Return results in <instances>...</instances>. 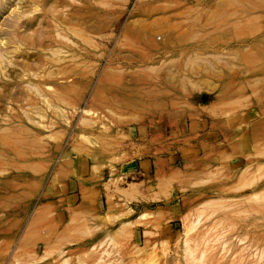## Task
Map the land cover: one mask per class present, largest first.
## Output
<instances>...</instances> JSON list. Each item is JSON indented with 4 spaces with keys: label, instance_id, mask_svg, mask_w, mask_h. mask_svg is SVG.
I'll return each instance as SVG.
<instances>
[{
    "label": "rangeland",
    "instance_id": "obj_1",
    "mask_svg": "<svg viewBox=\"0 0 264 264\" xmlns=\"http://www.w3.org/2000/svg\"><path fill=\"white\" fill-rule=\"evenodd\" d=\"M141 159L105 190L154 205L91 246L58 193ZM30 263L264 264V0H0V264Z\"/></svg>",
    "mask_w": 264,
    "mask_h": 264
},
{
    "label": "crops",
    "instance_id": "obj_2",
    "mask_svg": "<svg viewBox=\"0 0 264 264\" xmlns=\"http://www.w3.org/2000/svg\"><path fill=\"white\" fill-rule=\"evenodd\" d=\"M108 161V158L105 160ZM108 164V163H106ZM113 169V170H112ZM90 171V169L88 170ZM149 173V160H132L128 165H121L112 167L111 169H105L100 171L97 175L91 174L81 180L74 178L65 182V186L58 193L56 204L58 207L63 208L64 212L80 214L86 219L85 230L96 231L90 237L85 238V241L89 242L92 246L103 240L104 232L112 230L111 228L121 224V222L133 223L140 215H144L149 212L151 206L155 202H149L143 200L139 202V197L135 194L132 199H123L120 203L119 196H116L114 192L105 190V186L109 183L108 176L116 174L118 176L135 175L139 182H145ZM106 178V179H104ZM142 188H137L139 192ZM143 199H146L147 194L142 193ZM138 202V203H136ZM124 206L130 208L133 214H137L132 219L122 220L119 216L125 212ZM107 217H113V224L106 225L104 223ZM118 217V218H117ZM97 241V243H96ZM91 242V243H90Z\"/></svg>",
    "mask_w": 264,
    "mask_h": 264
},
{
    "label": "bare ground",
    "instance_id": "obj_3",
    "mask_svg": "<svg viewBox=\"0 0 264 264\" xmlns=\"http://www.w3.org/2000/svg\"><path fill=\"white\" fill-rule=\"evenodd\" d=\"M63 22V21H62ZM66 25V24H65ZM66 81V80H65ZM132 223V222H131ZM128 224H130L129 222H124V223H122L121 224V227L120 228H122L123 226H127ZM101 241H99L98 243H97V241H96V243L97 244H99ZM97 244H94V245H92V246H95V245H97ZM88 250V249H87ZM85 252V251H84ZM86 253V252H85ZM79 254V253H78ZM81 254H82V252H81ZM84 254V253H83ZM76 256V255H75ZM66 259V258H65ZM31 264V263H30Z\"/></svg>",
    "mask_w": 264,
    "mask_h": 264
}]
</instances>
